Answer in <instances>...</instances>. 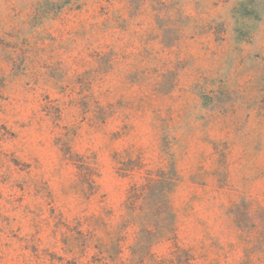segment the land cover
Here are the masks:
<instances>
[{
    "label": "rangeland",
    "instance_id": "obj_1",
    "mask_svg": "<svg viewBox=\"0 0 264 264\" xmlns=\"http://www.w3.org/2000/svg\"><path fill=\"white\" fill-rule=\"evenodd\" d=\"M0 264H264V0H0Z\"/></svg>",
    "mask_w": 264,
    "mask_h": 264
}]
</instances>
